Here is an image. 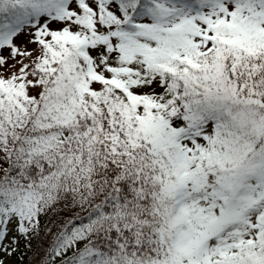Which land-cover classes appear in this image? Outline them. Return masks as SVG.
<instances>
[{
  "label": "snow or ice",
  "instance_id": "snow-or-ice-1",
  "mask_svg": "<svg viewBox=\"0 0 264 264\" xmlns=\"http://www.w3.org/2000/svg\"><path fill=\"white\" fill-rule=\"evenodd\" d=\"M0 264H264V0H0Z\"/></svg>",
  "mask_w": 264,
  "mask_h": 264
}]
</instances>
